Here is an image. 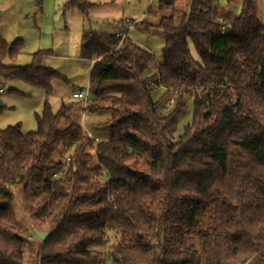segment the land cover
Instances as JSON below:
<instances>
[{
  "label": "trees",
  "instance_id": "obj_1",
  "mask_svg": "<svg viewBox=\"0 0 264 264\" xmlns=\"http://www.w3.org/2000/svg\"><path fill=\"white\" fill-rule=\"evenodd\" d=\"M155 1L157 13L133 21L136 30L164 39L161 60L128 35L121 43L116 31L82 33L80 56L94 60L83 110L110 112L94 125L108 133L96 135L98 142L79 120L60 128L72 104L52 109L54 82L68 81L43 63L52 50L17 63L25 43L9 42L0 23V90L23 93L12 83H24L46 95L35 130L0 128V264H25L28 240L10 211L15 186L26 193L35 228L48 233L39 264L264 261L260 0H241L240 13L223 17L213 11L215 0H188L187 9ZM93 5L67 0L62 9H77L91 22ZM187 97L193 115L178 133ZM65 149L75 151L69 162L57 157Z\"/></svg>",
  "mask_w": 264,
  "mask_h": 264
},
{
  "label": "rangeland",
  "instance_id": "obj_2",
  "mask_svg": "<svg viewBox=\"0 0 264 264\" xmlns=\"http://www.w3.org/2000/svg\"><path fill=\"white\" fill-rule=\"evenodd\" d=\"M67 0H0V23L1 32L3 36L9 41H13L17 38L23 39L25 43V49L17 60L19 64H27L31 62V55L39 49H49L58 52H65L62 48H66L70 53L73 52V46L77 45V42L81 39L82 30L93 29L100 30L96 20L87 22L84 16L77 9L64 12L62 7ZM132 3L137 2L135 6H127L126 15L132 19L138 18V15L147 13L152 15L157 13L156 1L155 0H128ZM223 1V0H222ZM128 4V3H127ZM230 7L234 8V14L240 13L241 0H232ZM144 8V9H143ZM175 8L187 9L188 0H176ZM143 9V10H142ZM133 11V12H132ZM143 11V12H142ZM164 12L162 11V14ZM264 16V0H260L259 4V17ZM125 22V19L123 20ZM124 22L115 23L111 22V27L106 29L112 31L115 27H125ZM84 28H81L82 25ZM111 29V30H110ZM81 35V36H79ZM128 36L134 39L139 44L145 43L150 51L156 55V57L162 59V48L164 46V39L155 36L142 33L135 28L128 32ZM65 44V46H64ZM191 52L195 58H198L197 52L194 45L189 42ZM11 86V84H8ZM12 85L18 87L21 91H27V89L33 92L39 90L31 88L24 83H12ZM27 88V89H25ZM36 90V91H35ZM5 93H10L7 89ZM1 94V93H0ZM158 94V92H157ZM155 94V97H157ZM1 97V96H0ZM18 99V103H26L25 97ZM82 100H74L70 97L61 99L52 98L50 99L52 109L58 111L64 103L72 104L71 113L72 116L80 117V104ZM187 109L184 116L180 119L178 125V133L183 131L184 126L191 121L193 115V101L192 98L186 99ZM23 104V105H24ZM42 108L39 110V112ZM85 131H90L94 136L107 137L108 133H98L95 130L96 125H100L110 118V112L102 110L98 112H90L87 109L83 110ZM21 123L20 128L22 132H28L37 128L35 119V112L31 111L27 106L19 105L13 109H3L0 111V128H6L9 125H18ZM68 118H63L59 124L60 128L68 125ZM75 154L74 149H65L57 154L63 156L67 162V158L70 155ZM15 193L14 200L11 204V214L14 219V224L17 227L20 235L27 237L28 242L25 247V264H39L38 263V252L40 246V239L35 233V225L32 220V214L30 211L29 204L26 199V193L21 186L13 187ZM111 240L115 241L116 238L113 233H110ZM30 237H32L30 239ZM247 264H264L263 260L253 258Z\"/></svg>",
  "mask_w": 264,
  "mask_h": 264
},
{
  "label": "crops",
  "instance_id": "obj_3",
  "mask_svg": "<svg viewBox=\"0 0 264 264\" xmlns=\"http://www.w3.org/2000/svg\"><path fill=\"white\" fill-rule=\"evenodd\" d=\"M89 1L94 4L89 12L91 21L96 20V22L100 24L98 25L100 27V30L108 31L106 27L107 28L111 27L110 25L111 22L115 23L116 26L117 25L116 23L124 22L123 21L124 19L125 22L122 23L123 25L126 24L127 21L135 20L130 17L131 15L127 16L126 12H127V6L129 5L135 6L137 2L132 3V1H128V0H89ZM168 9L169 8H166L165 10ZM213 11H215L217 16L223 17L224 13H227L229 11H234V8L230 7V2L228 0H223V1L217 0L214 5ZM143 16H148V15L147 13H144L140 16L138 15V18L136 19H140ZM84 27L85 25L83 24L81 28ZM120 28L115 27L114 29H112V31H117ZM83 31L84 30H82L81 32L83 33ZM80 40L79 42H77V45L73 46L72 53H70L69 50L67 51L66 48H62L65 51L64 53L53 50V53L47 55L44 58L43 63L45 65L57 69L59 72L64 74L68 80L67 82H62L58 80L54 82V91L50 99L58 98V97H60L61 99H63L64 97L72 98L71 94L74 90L81 89L89 84L90 73L94 60L83 58L80 56ZM142 45H144L145 48L148 49L145 43H143ZM4 91H2L0 94L1 96L0 100L9 109L16 108L19 105L23 107L25 105L33 112H39L41 108L43 109L46 95L45 92L42 90H39L38 92H33L32 90L27 89V91L26 92L23 91V93L20 92L5 93ZM21 96L25 97V101H26L25 104L24 103L20 104L21 102L18 103L19 101L17 100V98L23 99ZM79 104L81 105L80 106L81 116L73 117L72 116L73 114L71 113L70 117L68 118V122L72 121L73 119L79 120L82 123L83 127L85 128L84 120L82 119L84 117V114L82 113V109L84 108V105L83 102H79Z\"/></svg>",
  "mask_w": 264,
  "mask_h": 264
},
{
  "label": "built area",
  "instance_id": "obj_4",
  "mask_svg": "<svg viewBox=\"0 0 264 264\" xmlns=\"http://www.w3.org/2000/svg\"><path fill=\"white\" fill-rule=\"evenodd\" d=\"M217 1V0H215ZM219 21H222V18H218ZM135 26V21L130 20L126 22L125 27L120 28L119 30L116 31V36L121 39L122 41L126 38L128 35V32L132 29H134ZM230 26V23H225L222 25V33L226 31V28ZM1 92L3 90H0ZM73 99H80L83 102L84 107L88 106L91 102V93H90V85H86L85 87L74 90L71 94ZM177 94L174 92V94L170 97L168 101V108L173 106V104L176 102ZM87 136L92 138L95 142L99 141V138L97 136H94L90 131H87ZM70 158H67V162H69ZM58 176L56 173L52 175V177Z\"/></svg>",
  "mask_w": 264,
  "mask_h": 264
},
{
  "label": "water",
  "instance_id": "obj_5",
  "mask_svg": "<svg viewBox=\"0 0 264 264\" xmlns=\"http://www.w3.org/2000/svg\"><path fill=\"white\" fill-rule=\"evenodd\" d=\"M3 105V103L1 102V100H0V106H2ZM21 125V123H19L17 126H20ZM35 233H36V235H37V237L40 239V240H43L46 236H47V232H45V231H40V230H35Z\"/></svg>",
  "mask_w": 264,
  "mask_h": 264
}]
</instances>
